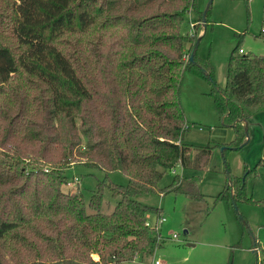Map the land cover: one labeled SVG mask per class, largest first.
Wrapping results in <instances>:
<instances>
[{"label":"trees","instance_id":"1","mask_svg":"<svg viewBox=\"0 0 264 264\" xmlns=\"http://www.w3.org/2000/svg\"><path fill=\"white\" fill-rule=\"evenodd\" d=\"M195 7V0H0V264H123L148 256L159 242L144 222L159 209L136 197L200 198L196 177L174 174L159 187L163 173L176 165L214 169L213 160L243 145L247 119L264 111V55L239 53L237 42L217 86L207 58L195 50L187 60L209 5L203 23L196 11L198 26L183 34V16ZM182 70L209 82L232 141H181ZM74 164L105 173L88 202L65 189ZM257 164L264 166V148ZM113 172L127 184L109 180ZM245 176L227 175L213 201L262 203L247 196ZM105 187L119 197L109 213Z\"/></svg>","mask_w":264,"mask_h":264},{"label":"rangeland","instance_id":"2","mask_svg":"<svg viewBox=\"0 0 264 264\" xmlns=\"http://www.w3.org/2000/svg\"><path fill=\"white\" fill-rule=\"evenodd\" d=\"M208 5L206 25L201 24L202 29L197 31L201 39L196 56L208 59L215 83L222 87L227 57L237 42L244 53L264 55V39L259 35L264 30V0H195V10L183 16L180 26L183 34L194 32L198 22L193 25L189 18L194 19L196 11L203 12ZM179 100L187 127L181 136L185 144L204 146L234 139L232 128L220 124L210 84L204 78L182 70ZM246 135V143L226 151L221 161L226 162L231 178L246 175L247 196L262 203L237 202L234 207L225 200L213 201L226 181L220 160H213L214 169L196 170L176 165L173 172L163 173L158 186L168 185L174 174L181 178L194 176L201 197L195 199L173 191L138 195L137 200L159 209L163 217L157 228L161 239L150 255H138L123 264H148L155 259L158 264H259L264 253V166L257 161L264 148V111L247 119ZM192 154L190 151L189 156ZM247 170L250 172L246 174ZM65 175L73 182L65 185V189L81 192L86 202L98 181L105 177L102 170L82 164L67 168ZM109 180L127 184V177L120 172L110 173ZM102 197V211L109 213L119 197L113 196L107 187ZM156 217L155 214L148 216L150 224ZM150 232L155 235L153 230ZM93 257L98 258L96 254Z\"/></svg>","mask_w":264,"mask_h":264},{"label":"built area","instance_id":"3","mask_svg":"<svg viewBox=\"0 0 264 264\" xmlns=\"http://www.w3.org/2000/svg\"><path fill=\"white\" fill-rule=\"evenodd\" d=\"M190 26H191V24H190ZM238 52L239 53H243V51H242L241 48L238 49ZM171 171L173 172L174 169H172ZM162 221H163V217H161L159 215V216L156 217V220H155V222L153 224H150V222H149L148 219L144 222V225L145 226H147L148 228H150V230H153L154 231L155 237H156V240L157 241H159L161 239V236H160L159 232L157 231V228H158V225L161 224ZM172 237H175V234H172ZM148 264H158V261L156 259L155 260H151Z\"/></svg>","mask_w":264,"mask_h":264},{"label":"water","instance_id":"4","mask_svg":"<svg viewBox=\"0 0 264 264\" xmlns=\"http://www.w3.org/2000/svg\"><path fill=\"white\" fill-rule=\"evenodd\" d=\"M209 1H210V0H209ZM201 19H202L201 21H202V23H203V20H204V11L202 12ZM198 41H199V39L197 38V39L195 40V42H194L192 48H191V51L189 52L188 59H187L188 61H192L193 53H194L195 50H196V47H197V45H198ZM245 135H246V130H245ZM246 141H247V135H246V139H245V141L243 142V145L246 143ZM225 175H226V177H227V175H228L226 169H225ZM232 205L235 207V203H234V202H232ZM253 246H254V244H253Z\"/></svg>","mask_w":264,"mask_h":264},{"label":"crops","instance_id":"5","mask_svg":"<svg viewBox=\"0 0 264 264\" xmlns=\"http://www.w3.org/2000/svg\"><path fill=\"white\" fill-rule=\"evenodd\" d=\"M191 11V10H190ZM190 13V12H189ZM190 19V21H191V23L193 24V25H195L196 23H197V15H196V17L194 18V19H192L191 17L189 18ZM192 28H193V26H192ZM198 35H199V33H198ZM243 51V50H242ZM243 53H244V51H243ZM181 141L183 142V143H185L182 139H181Z\"/></svg>","mask_w":264,"mask_h":264}]
</instances>
